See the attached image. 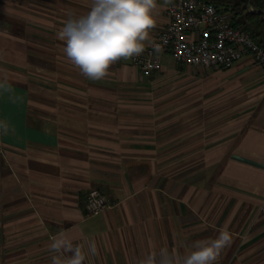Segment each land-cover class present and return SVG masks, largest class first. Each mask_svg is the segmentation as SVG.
Wrapping results in <instances>:
<instances>
[{"label": "crops", "instance_id": "crops-1", "mask_svg": "<svg viewBox=\"0 0 264 264\" xmlns=\"http://www.w3.org/2000/svg\"><path fill=\"white\" fill-rule=\"evenodd\" d=\"M90 2L0 0V264H52L61 233L84 264H142L225 227L233 243L217 264H264V70L164 52L149 75L130 59L87 79L58 32ZM157 3L152 39L167 22ZM93 188L111 206L89 215Z\"/></svg>", "mask_w": 264, "mask_h": 264}, {"label": "clouds", "instance_id": "clouds-1", "mask_svg": "<svg viewBox=\"0 0 264 264\" xmlns=\"http://www.w3.org/2000/svg\"><path fill=\"white\" fill-rule=\"evenodd\" d=\"M159 11L157 0H91L86 14H69L58 32V39L64 42L67 59L85 78L102 80L120 60L143 54L145 42L152 39L150 33L156 27ZM0 130L7 133L8 128L0 124ZM232 243L233 236L225 227L214 239L196 241L193 250L186 255L160 247L146 256L142 264H217ZM49 251L54 253L52 264H84L86 259L82 248L63 233L53 238ZM89 252L97 253L94 242L90 243ZM66 253L72 255L66 257Z\"/></svg>", "mask_w": 264, "mask_h": 264}, {"label": "built area", "instance_id": "built-area-1", "mask_svg": "<svg viewBox=\"0 0 264 264\" xmlns=\"http://www.w3.org/2000/svg\"><path fill=\"white\" fill-rule=\"evenodd\" d=\"M167 22L159 34L145 44V50L132 63L149 75L161 65L160 55L168 52L183 65L231 67L250 57L264 70V47L241 27L231 23L228 11L204 0H170L164 12ZM87 213L98 214L111 206L97 189L87 194Z\"/></svg>", "mask_w": 264, "mask_h": 264}, {"label": "trees", "instance_id": "trees-1", "mask_svg": "<svg viewBox=\"0 0 264 264\" xmlns=\"http://www.w3.org/2000/svg\"><path fill=\"white\" fill-rule=\"evenodd\" d=\"M229 12L231 23L246 30L264 47V0H204ZM248 4L253 9H249Z\"/></svg>", "mask_w": 264, "mask_h": 264}, {"label": "rangeland", "instance_id": "rangeland-1", "mask_svg": "<svg viewBox=\"0 0 264 264\" xmlns=\"http://www.w3.org/2000/svg\"><path fill=\"white\" fill-rule=\"evenodd\" d=\"M173 62V60H171ZM191 74H187V76H183V77H178V78H170L171 80V85H175L176 83H185V82H189L190 81V76Z\"/></svg>", "mask_w": 264, "mask_h": 264}, {"label": "water", "instance_id": "water-1", "mask_svg": "<svg viewBox=\"0 0 264 264\" xmlns=\"http://www.w3.org/2000/svg\"><path fill=\"white\" fill-rule=\"evenodd\" d=\"M248 6H249V9H250L251 11H253V9L250 7V4H248Z\"/></svg>", "mask_w": 264, "mask_h": 264}]
</instances>
